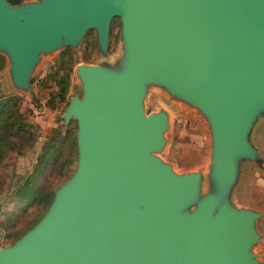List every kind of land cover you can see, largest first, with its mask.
I'll use <instances>...</instances> for the list:
<instances>
[{
  "label": "water",
  "instance_id": "water-1",
  "mask_svg": "<svg viewBox=\"0 0 264 264\" xmlns=\"http://www.w3.org/2000/svg\"><path fill=\"white\" fill-rule=\"evenodd\" d=\"M113 15L123 65H76L82 95L62 113L76 120V167L40 218L0 247V264H251L261 210L228 194L240 160L257 157L247 134L264 111V0H0L13 83L26 87L38 53L74 44L86 27L104 51ZM151 80L207 115L209 192L199 195V172L175 173L153 154L167 119L142 112Z\"/></svg>",
  "mask_w": 264,
  "mask_h": 264
},
{
  "label": "rangeland",
  "instance_id": "rangeland-1",
  "mask_svg": "<svg viewBox=\"0 0 264 264\" xmlns=\"http://www.w3.org/2000/svg\"><path fill=\"white\" fill-rule=\"evenodd\" d=\"M28 1L36 0H19ZM124 60L119 15L109 20L104 51L94 27H86L74 44L40 51L26 87L13 83L8 57L0 49V247L11 244L40 218L54 190L76 167V120L65 121L62 116L69 98L82 95L76 65L99 64L116 71ZM144 85L142 112L164 111L167 119L164 145L153 154L175 173L199 172V195L209 192L213 138L207 115L160 82L151 80ZM262 134L263 110L253 117L247 134L257 157L240 160L236 182L228 194L236 206L261 210L254 219L258 239L249 247L254 258L251 264H264V195L259 184L264 181ZM40 197L46 201H38Z\"/></svg>",
  "mask_w": 264,
  "mask_h": 264
},
{
  "label": "crops",
  "instance_id": "crops-1",
  "mask_svg": "<svg viewBox=\"0 0 264 264\" xmlns=\"http://www.w3.org/2000/svg\"><path fill=\"white\" fill-rule=\"evenodd\" d=\"M260 145L264 149V134L260 136ZM259 184L262 185V193L264 195V181H261Z\"/></svg>",
  "mask_w": 264,
  "mask_h": 264
},
{
  "label": "trees",
  "instance_id": "trees-1",
  "mask_svg": "<svg viewBox=\"0 0 264 264\" xmlns=\"http://www.w3.org/2000/svg\"><path fill=\"white\" fill-rule=\"evenodd\" d=\"M8 2H10V3H12V4H14V3H17V2H19V0H7ZM65 52V49H63V51L60 53V55H63V53ZM41 201V202H45L46 201V197H40L39 199H38V201ZM50 201V200H49ZM48 201V202H49Z\"/></svg>",
  "mask_w": 264,
  "mask_h": 264
}]
</instances>
